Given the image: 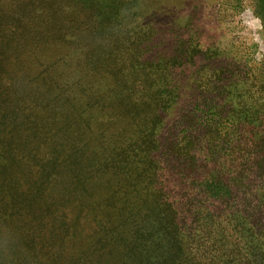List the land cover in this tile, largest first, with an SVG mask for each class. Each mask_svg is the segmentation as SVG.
<instances>
[{
	"label": "trees",
	"instance_id": "trees-1",
	"mask_svg": "<svg viewBox=\"0 0 264 264\" xmlns=\"http://www.w3.org/2000/svg\"><path fill=\"white\" fill-rule=\"evenodd\" d=\"M138 1L0 10V206L17 161L76 178L83 163L143 225L160 215L168 264H264V71L196 67Z\"/></svg>",
	"mask_w": 264,
	"mask_h": 264
},
{
	"label": "rangeland",
	"instance_id": "rangeland-1",
	"mask_svg": "<svg viewBox=\"0 0 264 264\" xmlns=\"http://www.w3.org/2000/svg\"><path fill=\"white\" fill-rule=\"evenodd\" d=\"M17 1L0 0V10ZM138 2L163 19L152 23L157 29L165 26V43L178 39L194 46L196 67L264 71V0ZM135 35L136 43L143 42ZM127 47L130 52V43ZM205 53L213 59H204ZM96 134L92 129L83 140ZM71 148L70 142L61 147ZM17 162L16 176L7 178L15 182L10 206H0V259L5 264H168L160 215L154 212L143 225V214L133 209L135 200L114 195V180L85 172L83 163L77 166L83 174L76 178L64 166L55 176L47 173L50 166L35 163L30 169Z\"/></svg>",
	"mask_w": 264,
	"mask_h": 264
}]
</instances>
